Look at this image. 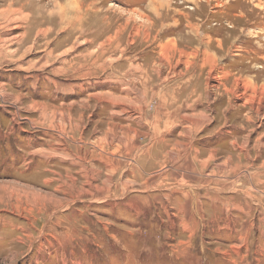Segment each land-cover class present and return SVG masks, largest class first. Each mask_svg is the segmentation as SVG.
<instances>
[{
	"label": "rangeland",
	"instance_id": "rangeland-1",
	"mask_svg": "<svg viewBox=\"0 0 264 264\" xmlns=\"http://www.w3.org/2000/svg\"><path fill=\"white\" fill-rule=\"evenodd\" d=\"M259 161L264 0H0V264H264V177L223 236L148 188Z\"/></svg>",
	"mask_w": 264,
	"mask_h": 264
},
{
	"label": "crops",
	"instance_id": "crops-1",
	"mask_svg": "<svg viewBox=\"0 0 264 264\" xmlns=\"http://www.w3.org/2000/svg\"><path fill=\"white\" fill-rule=\"evenodd\" d=\"M111 95H115V94H111ZM115 96H120V95H115ZM131 117H133V115ZM193 143H194V139L189 143L190 146L188 144L187 146L191 147ZM42 151H46V150L41 148L35 150L36 153H39L43 157H46L47 152H42ZM179 158L180 157H178L175 160L176 162L174 163V166L176 165V163H181L184 157L182 159ZM252 161L254 162L255 160ZM257 166L259 168H257L256 172H250V174L247 176L239 175L238 180L242 182V185H244L243 183H247L248 185L247 188H243L239 186L238 180H234V182H232L227 187H224L223 185L216 183L203 184L202 182H193L190 181V179L186 180L183 184H180L177 181L162 183V177L165 174L163 172L162 174L160 173L156 179L148 183L149 185L148 188L153 186L151 190L164 192V196L166 197H168L170 193L173 194L182 193L181 195L182 197L180 196V198L183 201V204L192 203L193 217L201 219L202 221L203 218L208 220V225L210 222L211 224L216 226L217 228L215 229V231L221 236H223L224 234H233L236 229L235 226H239V224H242L243 222H245V220H248L249 217H251V211L249 207L248 208L246 207L245 200L249 198V200L252 201V203H255L258 206H260V178H263L264 176L260 174V161L257 163ZM138 167L140 169L139 165ZM126 168L127 169L124 170L125 172L126 170H128L131 173V171L133 170V168L130 170L129 166ZM137 172L139 171L137 170L135 173ZM239 173H237L236 175H238ZM228 176H233V178L237 177V176L234 177V175H232L230 172ZM121 186L124 190L123 185ZM196 189L198 190L197 192H201L199 194L204 193V195L206 196L205 198L200 197L205 202L204 206H200V207L196 206L198 201L200 200L202 201V199H200L198 195H196L195 192ZM189 194L190 195L192 194L193 197L190 198ZM237 194H240L241 197L235 196ZM200 211L202 213H199Z\"/></svg>",
	"mask_w": 264,
	"mask_h": 264
},
{
	"label": "bare ground",
	"instance_id": "bare-ground-1",
	"mask_svg": "<svg viewBox=\"0 0 264 264\" xmlns=\"http://www.w3.org/2000/svg\"><path fill=\"white\" fill-rule=\"evenodd\" d=\"M187 56V55H186ZM186 59V58H185ZM187 62V61H186ZM179 63V62H178ZM189 63V62H188ZM127 92V91H126ZM134 92V91H133ZM140 92V91H139ZM110 94V93H109ZM109 94H107V95H109ZM112 95H110L109 97H108V100L110 99V97H111ZM105 99V98H104ZM115 102H118L119 104L120 103H122V104H131L132 105V103H133V101H131V99L130 98H128V97H121L120 96V98H118V99H114V103ZM134 104H135V100H134ZM17 115V114H16ZM25 178V177H24ZM134 184L135 183H133V184H130V186L129 187H132V186H134Z\"/></svg>",
	"mask_w": 264,
	"mask_h": 264
}]
</instances>
